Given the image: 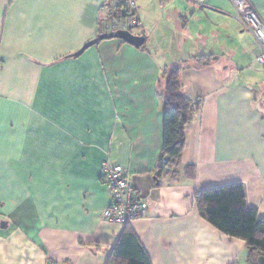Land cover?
Returning <instances> with one entry per match:
<instances>
[{
  "label": "crops",
  "instance_id": "crops-1",
  "mask_svg": "<svg viewBox=\"0 0 264 264\" xmlns=\"http://www.w3.org/2000/svg\"><path fill=\"white\" fill-rule=\"evenodd\" d=\"M104 1L0 0V264H107L126 224L103 217L104 163L124 169L146 209L127 225L152 264H247L246 242L205 221L193 195L241 184L264 219L255 37L229 0H135L140 47L110 38L73 56L98 37ZM248 2L264 23V0ZM174 67L200 111L177 173H160L162 83Z\"/></svg>",
  "mask_w": 264,
  "mask_h": 264
},
{
  "label": "trees",
  "instance_id": "trees-1",
  "mask_svg": "<svg viewBox=\"0 0 264 264\" xmlns=\"http://www.w3.org/2000/svg\"><path fill=\"white\" fill-rule=\"evenodd\" d=\"M179 69L164 73L162 83L163 143L158 162L159 172L177 173L185 145V126L200 111V102H194L181 92ZM164 160L162 163L161 161ZM186 176L194 178L193 166L184 168ZM174 176H177L174 174ZM194 204L199 215L230 238L246 242L247 264H257L264 256V219L257 217V209L246 205L241 184H230L196 191ZM95 250L104 245L87 244ZM107 264H152L135 233L126 224L107 258Z\"/></svg>",
  "mask_w": 264,
  "mask_h": 264
},
{
  "label": "built area",
  "instance_id": "built-area-1",
  "mask_svg": "<svg viewBox=\"0 0 264 264\" xmlns=\"http://www.w3.org/2000/svg\"><path fill=\"white\" fill-rule=\"evenodd\" d=\"M197 6H204L207 0H190ZM234 9V18L241 28L256 39L259 52L254 64L264 71V23L248 0H229ZM138 17L135 0H105L98 11V36L126 30L137 34ZM162 163L164 160L161 161ZM104 183L110 193V201L103 210V217L110 223L127 224L135 219L145 218L146 209L134 194V187L127 173L120 166L104 163ZM232 264H238L233 262Z\"/></svg>",
  "mask_w": 264,
  "mask_h": 264
},
{
  "label": "water",
  "instance_id": "water-1",
  "mask_svg": "<svg viewBox=\"0 0 264 264\" xmlns=\"http://www.w3.org/2000/svg\"><path fill=\"white\" fill-rule=\"evenodd\" d=\"M110 38H118L122 41L133 45L134 47H140L144 42V37L141 35H133L126 30H118L114 33H106L101 34L97 38L92 39L85 43L78 51H76L73 56L79 55L82 53L86 48L96 44L99 40L110 39ZM257 264H264V256H258L256 259Z\"/></svg>",
  "mask_w": 264,
  "mask_h": 264
}]
</instances>
